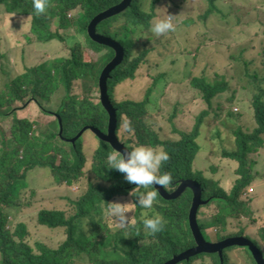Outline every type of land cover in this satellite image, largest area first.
Segmentation results:
<instances>
[{"label": "trees", "instance_id": "obj_1", "mask_svg": "<svg viewBox=\"0 0 264 264\" xmlns=\"http://www.w3.org/2000/svg\"><path fill=\"white\" fill-rule=\"evenodd\" d=\"M122 1L48 0L46 11L37 15L33 0H0V6L5 5L8 14H18L13 16L12 26H18L19 31L30 29V36L27 32L25 35L27 43L59 41L69 51L68 57L34 67L27 66L26 61L29 60L26 59L25 49L16 51L21 52L22 73L6 81L4 88L0 90V264H165L197 246L189 225V213L194 198L191 188L178 199L171 201L163 198L153 186L147 190H155L157 200L152 209H142L134 203L135 197L130 195L137 186L127 183L123 174L108 166L107 156L116 152L109 143L99 140L91 130H85L75 143L68 142L70 151L53 143V138L59 142H63L62 138L73 139L89 126L104 133L108 132L109 115L102 104L100 77L108 64L116 58V51L94 42L88 34V27L95 17L120 5ZM160 1L151 0L146 7L144 0H133L130 8L102 22L97 28L99 34L115 39L125 50L123 62L108 80V95L118 113L117 136L129 149L148 145L169 153V160L161 168V173L169 172L173 176L172 182L165 188L169 194L176 192L185 181L192 180L201 186L203 201L207 203L200 207L197 218L207 240L209 230L217 232V242L231 237L247 236L263 251L264 212L256 210L258 196L255 194L253 197L256 191L259 192V186L257 189L254 187L253 193H248L259 178L255 173L258 162L253 155L264 147V75L257 70L260 60L264 65V36L261 33L263 29L250 16L241 15L243 10L253 6V12L261 11L257 5L259 0H237L245 6L236 4L234 6L240 11L235 14L233 10V19L254 25L261 35L257 37L258 42H253L251 47L246 48L247 54L240 52V55L230 58L243 68L244 76L249 82L247 86L251 85L248 89L252 92V100L243 99L239 95V89L234 86L232 88L230 82L226 81L227 76L222 75L220 70L214 71V74H206L208 68L197 71L201 53H206L205 50H199L193 53L195 66L189 78L190 90L193 91V98L201 99L208 109L200 113L191 131H185L179 126L189 119L188 115H170V133L157 122L160 113L153 116L148 113L151 97L156 99L153 95L164 87H170L161 85L158 92L154 91L162 75L154 76V83L147 90L142 102L128 100L118 103L115 91L117 86L134 80L139 69L148 63L151 50L145 44L141 31L150 29L152 21L157 18L156 8ZM218 1L207 0L208 10L205 17L213 13H221L225 17L230 8L220 7ZM21 19L26 24L21 25ZM119 20L123 21L121 25ZM188 22L194 25L197 23L191 19ZM70 29L77 31L79 35L74 44L68 42L69 38L76 35L69 36ZM4 30L5 26L0 25V50L6 38ZM246 31L249 29L246 28ZM136 34L138 38L135 37ZM243 35L244 28L233 29V36L238 42ZM88 52L98 54L99 58L95 61ZM0 57H4L1 52ZM228 68L232 69L230 65ZM234 74L233 67V81ZM87 86L90 87L91 94H82L81 88ZM59 89L65 92L55 112L63 122L62 137L59 136V118L54 115L51 117L54 120L49 123L56 127L59 134L56 132L53 136L50 133L47 136L44 131V124L47 122L43 119L31 122L23 120L19 115L12 116L16 109L38 100L39 97L43 102L38 100L35 103L44 108L45 96ZM229 90L233 94V104L242 103L247 108V111L240 114L239 125L236 124L237 128L233 132L237 149L223 153V158L238 165L239 178L232 187L225 185L221 171L208 168L206 164L216 153L214 140H220L223 145L226 142L222 127L220 124L211 127V130L217 132L208 144H204L208 138L202 134L205 119L209 117L208 111L215 109L220 113L223 109L220 106L214 108V99ZM160 95L161 100L165 99L162 104H169L167 94ZM47 109L44 112L51 116L49 112L53 109ZM248 115L254 117L255 122L252 125L255 126L248 127L245 124L248 127L246 128L242 122ZM9 120L14 121L12 136L2 128ZM125 123L130 124L131 131L124 128ZM122 133L128 137L124 138ZM88 134L95 139L96 151L91 169L86 171L83 140ZM46 138V145L41 149L39 144ZM203 153L207 157H203ZM42 170L50 171L57 182H62L59 179L61 178L73 185L80 180L85 189L78 197L65 198L63 203L66 204H63V208L43 209L31 219L33 221L27 220L31 209L46 205L50 201H60L53 198L54 191L51 189L44 191V197L39 199L43 188L35 181L31 182L29 173L35 175ZM263 189L264 186L260 188L261 191ZM143 191L145 189L140 187L134 190L136 195ZM112 202L129 203L134 223L121 228L112 217L106 216L107 203ZM155 214L161 215L165 224L160 232L153 234L144 229L142 217H152ZM245 221L263 225L259 233L260 241L246 235ZM233 222L240 223L239 232H230ZM12 224L13 227L9 230ZM34 229L39 239V252L27 242V235H32ZM233 249L235 248L224 251L223 262L218 254H202L180 264H195L209 258L212 259L211 264H230L229 252ZM246 254L255 264L252 256L247 252Z\"/></svg>", "mask_w": 264, "mask_h": 264}, {"label": "rangeland", "instance_id": "obj_2", "mask_svg": "<svg viewBox=\"0 0 264 264\" xmlns=\"http://www.w3.org/2000/svg\"><path fill=\"white\" fill-rule=\"evenodd\" d=\"M144 1L146 7H148L151 0ZM236 4L242 7L245 6L243 2H238L237 0H219L218 5L220 7L227 9L230 8L226 12L225 17L221 13H213L208 17H205L208 10L207 0H161L156 8L157 18L166 17L169 14L173 15L175 31L157 37L154 34H151L150 29L146 28L145 30H140L141 33H143L145 44L151 50L150 55L147 58L148 63L144 65L142 69H139L134 80L127 81L116 87L115 91L118 103H123L128 100L142 102L147 90L150 88L151 84L154 83V79L156 78L154 76L162 75L163 77H159V80L156 83L157 87L154 91L158 92L161 85L170 87H164L159 93L153 95L156 99L151 97L153 101L151 107L148 108L149 115L153 116L160 113L161 116L157 122H159V125L163 127L166 132L170 133V115L174 113L177 115L186 114L189 119H186L183 124H180L179 126L185 131H191L194 128L197 118L201 115L200 113L203 110L208 109L201 99L195 100L193 98V91L190 90L191 81L189 78H191L195 66L193 53L199 50H205L206 53H201L199 64L197 65V71H204L208 68L206 74H214V71L220 70L222 75L225 74V76H227L226 81L230 82L231 87L233 88L234 86L235 89H239V95L242 96L243 99L252 100V92L248 89L251 85L249 87L247 86L249 82L244 76L243 68L238 62L234 59L232 61L230 58L232 56L236 57L240 55V52L247 54L245 53L246 48L251 47L253 42H258L259 39L257 37L258 35H261L254 25L233 19V10L235 14L240 11L237 6H234ZM257 5L261 11L253 12V6L243 10L241 15L243 17L250 16L252 21L263 29L261 30V33L264 36V0H259ZM17 15L18 14H8L6 6H0V25L5 26L4 32L6 35L3 47H1L0 50L1 54L4 56L3 58L0 57V90L4 88L6 81L15 78L22 73L23 66L20 60L21 52L16 51L21 49L26 50V59L29 60L26 61V64L29 67L38 66L45 62H53L58 58L68 57L69 55V51L66 50L63 43L59 41L33 44L27 43L25 35L27 32L30 36V29L27 28L28 30L19 31L18 26L11 25L13 16ZM15 18L18 21L17 17ZM190 19L194 23L197 21L196 25L189 23L188 21ZM21 22V25L26 24V21L23 19H21ZM122 23L123 21L119 20V24L121 25ZM237 27L244 28V35L240 38L239 42L236 37L233 36V29ZM246 28L249 29V31H246ZM71 30L72 29L68 30V35H76L71 37V39L69 38L68 42L74 44L79 35L77 31L75 32ZM135 37L138 38V35L136 34ZM88 53L95 61L99 58L98 54H93L91 52ZM243 60H246V58ZM228 65H230L232 69H229ZM49 67L50 63L47 64V69H49ZM233 67L235 68V81H233ZM257 70L260 74L264 75V65L262 64V60L258 62ZM196 73L201 74V72ZM89 89V86L81 88L82 94H91ZM78 92L79 89L77 90V93ZM64 94V90L59 89L56 92L48 93V95L45 96L44 106L46 108H44L53 109L49 112L51 116L45 113V109L39 104L36 105L35 102L29 104L27 108L20 110V112H13L12 116L16 117L19 115L23 120L31 122L43 119L47 122L45 123L42 121L45 123L44 131L47 136L48 133L53 136L56 134L57 130L56 127L54 128L49 123V121L54 120L51 117H53V112L58 110L60 100ZM160 94H167L166 96L169 97V104H162L165 99L161 100ZM232 97V91L229 90L227 93L221 94L214 99V108L220 106L223 109L220 113L215 109L210 112L208 111L209 117L205 119L206 124L202 127L203 136L208 138V140L204 141V144H208L212 136L216 135L217 131L211 130V127L213 128V126L217 124H220L222 127L223 139L226 140V142L223 145L220 140H214L216 153L214 158L208 159L206 164L208 168L215 169L218 172L221 171L223 174V181L227 187H232L234 181L239 178L237 175L238 165L232 160L223 158V153L225 151H234L237 149L233 132L237 128L236 124L239 125L240 120L238 119L241 118L240 114L247 111L246 106H243L242 103L233 104ZM37 99L43 102L42 98L39 97ZM177 103L179 105H176ZM69 106L70 103H68L67 107ZM234 108L240 110V112L237 113L239 115L234 113ZM153 121L155 122L154 119ZM253 122H255L254 117L248 115L244 117L242 123L248 128L249 126H255V124L252 125ZM13 126L14 121L9 120L2 128L6 129L9 135L12 136L11 133ZM59 131L57 132L58 134ZM93 135L91 137V135L88 134L83 140V150L86 157V171L91 169L93 156L96 151V143ZM122 136L124 138L128 137L125 133H122ZM62 139L63 142H59L56 138H53V143L60 148H64L66 151H70V143H68L66 139ZM47 140L48 139L46 138L41 141L39 144L41 149L44 148ZM1 154L2 148L0 146V155ZM203 157H207V154H204ZM254 159H257L256 162H258L255 173L258 174L259 178L254 182L255 184H253L252 187L256 188L259 186V192L256 191L253 197L255 194L258 196L256 200V210H258V212H264V189L262 191L260 190V188L264 186V147L254 154ZM29 174L31 182L33 183L35 181L41 188H43L39 199L44 197V191L51 189L54 191L53 198L56 200L60 199V201L58 200L56 203L50 201L46 205H38L31 209L27 214V220L36 217L43 209L63 208L66 204L65 202L63 203L65 198L78 197L82 194V190L85 189L80 180L73 185L69 183L68 180L65 181L61 178L59 179L62 182H57L50 171L42 170L35 175L32 173ZM86 183L87 182H85V185ZM101 185L106 187L104 183H101ZM10 220L12 219L10 218ZM13 224H16V222ZM13 224L9 226V230L13 227ZM244 227L246 228V235L250 236L252 239L260 241L259 233L262 230V224H253L245 221ZM230 229H232L230 231L231 233L239 232L241 230L240 223L233 222ZM207 233V238L209 237L208 239L210 242H217V232L215 230H209ZM38 241L39 239L36 230L32 231V235H27V242L34 249H37V252L40 251L38 248ZM229 257L230 264H254L246 254V251L241 248H235L230 251ZM211 262L212 259L209 258L207 261L203 260L202 262H196L195 264H211Z\"/></svg>", "mask_w": 264, "mask_h": 264}, {"label": "water", "instance_id": "obj_3", "mask_svg": "<svg viewBox=\"0 0 264 264\" xmlns=\"http://www.w3.org/2000/svg\"><path fill=\"white\" fill-rule=\"evenodd\" d=\"M132 1L133 0H123L120 5L99 14L97 17L94 18V20L89 24L88 27V34L94 42L100 45L110 47L111 49L116 51V58L108 64V66L104 69L100 77V91L102 104L109 115L108 132L104 133L102 130L94 126H89L85 127L81 134H79L75 138L66 139L68 142L75 143V141L82 135L85 130H91V132L99 140L109 143L115 151H120L122 154L123 149L127 148L117 136L118 113L117 110L113 107L108 95V80L110 79L112 72L116 70L123 62L125 58V50L122 45L115 39L99 34L97 28L102 22L116 17L128 8H130ZM34 102H38V100ZM32 103L33 101H30L28 104H25V106L21 107L20 109H16L15 112L27 108L29 104ZM53 115L59 118L61 126L60 136L62 137V119L58 113L53 112ZM155 188L159 191L163 198L171 201L178 199L188 188H191L194 193L193 203L189 213V225L197 246L181 253L180 255L175 256L172 260L166 262L165 264H180L184 261H189L191 258L202 254H218L221 257V261L223 262V253L225 250L230 248H241L252 256L256 264H264V250L262 251L258 247V245L247 236L231 237L220 242H210L205 238L198 222L197 215L200 207L205 205L207 202L203 201V190L197 182L192 180L185 181L173 194H169L165 190V188L163 189L159 185H157V187Z\"/></svg>", "mask_w": 264, "mask_h": 264}, {"label": "clouds", "instance_id": "obj_4", "mask_svg": "<svg viewBox=\"0 0 264 264\" xmlns=\"http://www.w3.org/2000/svg\"><path fill=\"white\" fill-rule=\"evenodd\" d=\"M33 7L36 14L40 15L46 11L48 0H33ZM173 31H175V25L173 15L170 14L166 17L156 18L150 26L151 34L157 37ZM152 101L151 98L148 108L151 107ZM233 110L235 114L240 112L238 108H234ZM124 128L131 131L130 124L128 123L124 124ZM169 158V153L161 148L139 145L130 149H123L122 154L120 151L112 152L107 156V164L110 169H115L123 174L127 183L133 184L134 187L137 186L136 188L145 189V191L136 195L134 192L135 188L130 195L135 197L134 203L138 204L140 208L152 209L157 200V192L147 189L153 186L157 187V185L164 189L172 182L173 176L171 173H161L162 165ZM105 215L112 217L121 228L134 223L129 203H107ZM142 223L145 230L155 234L163 229L165 221L161 215L155 214L152 217L143 216Z\"/></svg>", "mask_w": 264, "mask_h": 264}, {"label": "built area", "instance_id": "obj_5", "mask_svg": "<svg viewBox=\"0 0 264 264\" xmlns=\"http://www.w3.org/2000/svg\"><path fill=\"white\" fill-rule=\"evenodd\" d=\"M254 191H255V189H254V188H251V189L249 190V193H248V194L253 193Z\"/></svg>", "mask_w": 264, "mask_h": 264}, {"label": "crops", "instance_id": "obj_6", "mask_svg": "<svg viewBox=\"0 0 264 264\" xmlns=\"http://www.w3.org/2000/svg\"><path fill=\"white\" fill-rule=\"evenodd\" d=\"M222 174V173H221Z\"/></svg>", "mask_w": 264, "mask_h": 264}]
</instances>
